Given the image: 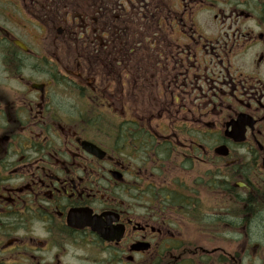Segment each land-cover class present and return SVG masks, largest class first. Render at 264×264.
Returning a JSON list of instances; mask_svg holds the SVG:
<instances>
[{"label": "flooded vegetation", "instance_id": "1", "mask_svg": "<svg viewBox=\"0 0 264 264\" xmlns=\"http://www.w3.org/2000/svg\"><path fill=\"white\" fill-rule=\"evenodd\" d=\"M0 264H264V0H0Z\"/></svg>", "mask_w": 264, "mask_h": 264}]
</instances>
